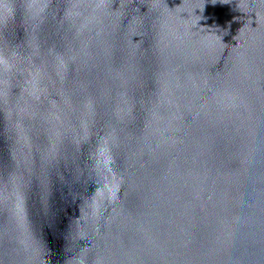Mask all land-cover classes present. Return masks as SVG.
<instances>
[{"label":"water","instance_id":"1","mask_svg":"<svg viewBox=\"0 0 264 264\" xmlns=\"http://www.w3.org/2000/svg\"><path fill=\"white\" fill-rule=\"evenodd\" d=\"M0 264H264V0H0Z\"/></svg>","mask_w":264,"mask_h":264}]
</instances>
